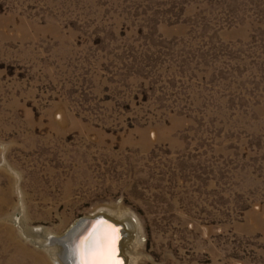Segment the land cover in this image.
<instances>
[{
    "label": "rangeland",
    "instance_id": "obj_1",
    "mask_svg": "<svg viewBox=\"0 0 264 264\" xmlns=\"http://www.w3.org/2000/svg\"><path fill=\"white\" fill-rule=\"evenodd\" d=\"M101 209L132 264H264V0H0V263Z\"/></svg>",
    "mask_w": 264,
    "mask_h": 264
},
{
    "label": "bare ground",
    "instance_id": "obj_2",
    "mask_svg": "<svg viewBox=\"0 0 264 264\" xmlns=\"http://www.w3.org/2000/svg\"><path fill=\"white\" fill-rule=\"evenodd\" d=\"M11 180V178H9ZM9 188L5 190V196L6 201L10 200V192H11V185L9 181ZM105 212V210L101 209L97 213ZM106 213V212H105ZM96 214V213H94ZM93 214V215H94ZM107 217L112 219L117 224H122V221L126 220L124 222V231H122V234H125L127 232L122 240L119 242V238L121 236L120 234V227H117L113 224L104 227L105 231L101 234H107L109 237L115 236V245L114 248H111L110 250L105 252V255L103 256H97L95 257L96 262H94L93 259H89V264H124V261H120L116 257V250L118 251L121 247V254L124 255V258L126 259V264H132L133 255H131L133 245H135L136 240L139 236V229L135 226L133 220L129 218H125L124 216L120 218H113V216L105 214ZM88 216V215H87ZM82 216L80 218H77L67 229L66 233H69L71 236V241H67L61 237H56L50 234L44 235L45 239L44 241H39L38 244L42 247L48 250V252L51 253V259L54 262V264H88L84 256L82 255L81 258H79V243L77 242L78 234L81 230V228L84 226L85 222H87L88 217ZM120 219V220H119ZM37 233L42 234L41 228H37ZM137 231L136 233H133ZM65 233V234H66ZM64 234V235H65ZM63 235V236H64ZM125 236L128 237L125 239ZM136 236V237H135ZM134 238V239H133ZM69 240V239H68ZM61 242V243H60ZM55 244V245H54ZM60 244V245H59ZM4 247H2L0 251V256L2 257V253L6 252L8 250V246H10V242L3 243ZM80 245L82 247V240L80 241ZM17 246V244H16ZM129 248V250H128ZM38 256V264H47V257L46 256H39L38 253H36ZM118 255V252H117ZM0 264H24V259L19 255V253H11L9 256L3 259V262Z\"/></svg>",
    "mask_w": 264,
    "mask_h": 264
},
{
    "label": "water",
    "instance_id": "obj_3",
    "mask_svg": "<svg viewBox=\"0 0 264 264\" xmlns=\"http://www.w3.org/2000/svg\"><path fill=\"white\" fill-rule=\"evenodd\" d=\"M88 220L87 222H85L84 226L81 228L78 237H77V242L79 243V258L82 257V253H81V245H80V241L82 240V244H84L92 235L96 234V233H103V231H105L104 227H107L111 224L114 223L115 226L120 227V238L118 241V245L119 242L122 240L123 236L126 234H122V231H124V224H117L116 222H114L112 219H110L109 217H107L105 215V213L100 212V213H96L94 215H90L87 216ZM122 230V231H121ZM66 233V232H65ZM64 233V234H65ZM63 234V235H64ZM62 235V238H64L67 241H71V236L69 233H66L64 236ZM61 237V236H60ZM69 239V240H68ZM61 243V242H60ZM118 252V255H117ZM122 250L121 247L120 249L117 251L116 250V257L121 261H124L123 263L125 264V258L124 255L121 254ZM84 256V255H83ZM85 261L89 264V259H93L94 262H96L95 258L93 257H85L84 256Z\"/></svg>",
    "mask_w": 264,
    "mask_h": 264
},
{
    "label": "snow or ice",
    "instance_id": "obj_4",
    "mask_svg": "<svg viewBox=\"0 0 264 264\" xmlns=\"http://www.w3.org/2000/svg\"><path fill=\"white\" fill-rule=\"evenodd\" d=\"M115 240V236L109 237L107 234L96 233L82 245L81 253L85 257L103 256L106 251L114 248Z\"/></svg>",
    "mask_w": 264,
    "mask_h": 264
}]
</instances>
